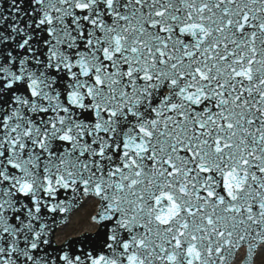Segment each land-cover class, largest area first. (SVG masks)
I'll return each instance as SVG.
<instances>
[{
    "label": "snow or ice",
    "instance_id": "snow-or-ice-1",
    "mask_svg": "<svg viewBox=\"0 0 264 264\" xmlns=\"http://www.w3.org/2000/svg\"><path fill=\"white\" fill-rule=\"evenodd\" d=\"M0 264H264V0H0Z\"/></svg>",
    "mask_w": 264,
    "mask_h": 264
},
{
    "label": "water",
    "instance_id": "water-1",
    "mask_svg": "<svg viewBox=\"0 0 264 264\" xmlns=\"http://www.w3.org/2000/svg\"><path fill=\"white\" fill-rule=\"evenodd\" d=\"M84 203H85V201H84ZM75 209H76V205L74 206V208L72 210H75ZM71 211H69L68 213H71ZM92 211H93V204L91 201H88L86 203V205L83 206L82 209L78 210L71 217L69 225L63 229V232L60 233V235H65V236H71L72 235L73 237H75L79 232L87 230L90 227V225L88 223V217L92 213ZM68 213L66 215L61 214L60 217L61 216L67 217ZM72 242H74V240Z\"/></svg>",
    "mask_w": 264,
    "mask_h": 264
}]
</instances>
